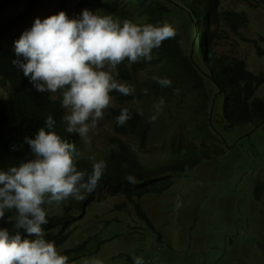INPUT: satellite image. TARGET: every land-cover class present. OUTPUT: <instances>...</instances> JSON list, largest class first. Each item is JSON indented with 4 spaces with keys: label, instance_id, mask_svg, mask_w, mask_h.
Returning <instances> with one entry per match:
<instances>
[{
    "label": "trees",
    "instance_id": "1",
    "mask_svg": "<svg viewBox=\"0 0 264 264\" xmlns=\"http://www.w3.org/2000/svg\"><path fill=\"white\" fill-rule=\"evenodd\" d=\"M26 1L27 6L22 13L6 23H0V40L8 33L18 31L39 6V0H0V14L7 7ZM67 1L60 0L56 15L64 12ZM234 1L241 4L243 9L226 5L225 0L79 1L78 7L101 16L111 15L121 23L125 19L140 26H160L167 23L174 28L176 35L153 50L150 62L131 64L126 60L113 75L119 82L133 86L136 92L133 96H123L115 91L110 94L116 105L106 109L105 114L112 122L116 137L111 138L109 151L97 157V160H104L107 167L96 190L92 193L82 191L85 198L70 201L62 209L66 214L49 213V205H44L49 221L44 225V238L54 242L57 250L68 241L70 228L81 219L80 215L86 207L102 196L124 198L125 202L118 208L125 209L126 203L134 206L138 216L152 226L139 201L146 196L164 193L173 186L177 174L196 168L202 160H211L214 156L224 154L221 148L223 140L217 139L212 130L214 103L219 97H224L223 120L229 129L247 125L264 127V98L255 96L264 84V72L253 73L248 69L246 61L232 51L226 53L221 49V42L227 41L231 34L241 36L244 42H251L241 33L242 29L249 26V16L244 8L264 7V0ZM22 34H17V40ZM260 41L264 43V37ZM252 42L258 56L264 57V47L259 41ZM185 43L189 45L186 46ZM15 59L17 57L14 50L0 44V91L4 92L0 94V170L19 166L34 158L29 146L24 143V138H34L39 128L44 126L45 119L52 116L56 121L54 131L63 139L76 143L79 152L76 157L78 170L91 174L92 162L89 157L93 155L85 157L78 135L68 134L64 130L62 118L65 110L61 107L60 93L58 99H53L50 93L37 92L22 70L13 65ZM146 69H149L151 77L144 83L136 81V74ZM154 76L170 79L172 86L160 87L152 79ZM209 86L213 90L211 93ZM145 89L148 90L147 95L143 94ZM145 96L155 98L153 100L157 103L163 97L169 117H175L181 111L188 113V119L182 122L185 128L180 125L181 146L176 148L171 144L167 149L168 157L159 165L145 164L133 149L135 144L137 151L147 150L145 148L150 140L151 122L128 103L133 100L142 101ZM123 108L129 109L132 118L124 126H118L115 118ZM191 119L193 127L189 126ZM127 138H133L135 143H130ZM128 175L134 177L135 184L125 179ZM262 190L264 189L260 185L255 189L258 199L261 198ZM76 205H79L81 213L72 212ZM13 215L14 212H6L5 221L7 216ZM0 228L15 232L12 223L0 221ZM88 242L85 241L61 255L73 256L68 262L89 256L88 253L84 254ZM130 264H134L131 259Z\"/></svg>",
    "mask_w": 264,
    "mask_h": 264
},
{
    "label": "rangeland",
    "instance_id": "2",
    "mask_svg": "<svg viewBox=\"0 0 264 264\" xmlns=\"http://www.w3.org/2000/svg\"><path fill=\"white\" fill-rule=\"evenodd\" d=\"M79 1H67L64 12L69 19L79 18L85 10L78 7ZM225 2L243 9L237 1ZM59 4L60 0H39V6L25 24L18 31L8 33L0 44L14 50L17 34L29 30L37 18L43 21L56 15ZM26 6L27 1L7 7L0 14V23L18 16ZM244 10L249 16V26L241 33L251 42L231 34L227 41L221 42V49L226 53L232 51L246 61L250 71L259 74L264 72V57L258 56L252 41H259L264 47L260 41L264 37V7L246 6ZM186 39L189 41L188 36ZM150 77L146 69L137 73L135 79L144 83ZM208 90L213 92L210 86ZM255 96L264 98V84ZM51 97L58 99L59 94H51ZM142 99L128 105L138 109L149 121L155 114L157 102L151 96ZM224 103V97L214 103L212 126L216 138L223 140L224 154L202 160L196 168L177 174L173 186L164 193L139 201L152 226L138 216L134 206L126 203L125 209L118 208L125 202L124 198L108 195L98 198L82 215L78 214L81 219L70 228L68 241L57 250L62 254L89 241L84 252L89 256L68 264H83L84 260L92 258L103 264H130V259L135 262V258H141L143 264H264V190L259 199L255 194L259 185L264 189V127L247 125L229 129L223 120ZM114 105L113 98L111 106ZM168 113L163 106L157 119L151 122L146 151H137L133 138H127L149 166L163 164L171 144L176 148L181 146L180 125L185 128L182 122L188 119V113L177 112L175 117H169ZM189 123L193 127L192 119ZM89 135L91 144L82 142L81 145L85 157L94 155L97 159L109 151V142L116 135L105 113ZM74 200L70 197L59 205H49L48 211L66 214L62 209ZM72 212L81 213L79 205ZM71 258L73 256L68 257V261Z\"/></svg>",
    "mask_w": 264,
    "mask_h": 264
},
{
    "label": "clouds",
    "instance_id": "3",
    "mask_svg": "<svg viewBox=\"0 0 264 264\" xmlns=\"http://www.w3.org/2000/svg\"><path fill=\"white\" fill-rule=\"evenodd\" d=\"M175 35L167 23L140 26L127 19L121 23L111 15H97L87 9L79 18L69 19L61 11L43 21L37 18L23 32L14 42L17 59L12 63L37 92L60 93L65 132L91 144L89 133L96 130L105 110L112 105L110 94L115 91L133 96L136 92L133 86L113 76L118 66L126 60L131 64L150 62L153 50ZM152 79L162 88L172 86L168 78ZM147 92L143 90V94ZM164 104L161 97L149 122L157 119ZM131 118L129 109L123 108L115 119L118 126H124ZM55 126L56 121L48 116L34 138H24L34 158L0 170V221L14 224L15 229L12 233L0 228V264H68V257L44 238V225L49 222L44 205H59L70 197L83 200L82 191H95L106 170V162L94 155L89 157L91 174L78 170L76 143L63 139L54 131ZM125 179L136 183L131 175ZM6 212L15 215L7 216L5 221ZM83 264L103 262L92 258ZM134 264L143 261L135 258Z\"/></svg>",
    "mask_w": 264,
    "mask_h": 264
},
{
    "label": "water",
    "instance_id": "4",
    "mask_svg": "<svg viewBox=\"0 0 264 264\" xmlns=\"http://www.w3.org/2000/svg\"><path fill=\"white\" fill-rule=\"evenodd\" d=\"M193 44H195V41H194V43Z\"/></svg>",
    "mask_w": 264,
    "mask_h": 264
}]
</instances>
